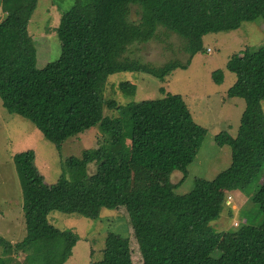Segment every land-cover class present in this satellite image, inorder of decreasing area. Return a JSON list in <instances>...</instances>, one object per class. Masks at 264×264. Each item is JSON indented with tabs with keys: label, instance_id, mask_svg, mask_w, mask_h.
I'll return each instance as SVG.
<instances>
[{
	"label": "trees",
	"instance_id": "16d2710c",
	"mask_svg": "<svg viewBox=\"0 0 264 264\" xmlns=\"http://www.w3.org/2000/svg\"><path fill=\"white\" fill-rule=\"evenodd\" d=\"M37 3L0 0L1 104L32 122L59 152L65 140L92 126L100 135L81 156L60 159L58 178L43 184L37 211L22 221L15 242L0 236V264H65L77 234L53 225L48 214L58 210L97 218L103 208L120 206L127 210L143 264H264V225L249 222L226 234L217 256L221 232L210 225L227 195L250 193L264 169V39L258 49L246 47L226 64L236 75L227 95L245 102L236 134L215 135L219 145L231 147L230 163L211 180L196 177L189 192L173 188L185 178L205 128L182 96L161 88V97L125 104L105 97L107 78L115 72L139 71L162 81L185 66L178 59L155 65L130 58L133 47L157 38V29L180 37L188 62L203 50L205 34L257 19L264 29V0H70L54 28L60 54L42 67L36 66L28 31ZM212 76L216 83L223 80L220 69ZM118 89L129 97L137 87L127 80ZM111 109L117 115H110ZM125 137L128 150L121 149ZM13 163L22 186L43 180L33 149L14 153ZM136 165L161 176L144 188H129ZM176 170L182 178L174 183ZM252 199L264 222V180ZM102 253L96 264H132L128 243L117 233L106 235Z\"/></svg>",
	"mask_w": 264,
	"mask_h": 264
},
{
	"label": "rangeland",
	"instance_id": "374dc122",
	"mask_svg": "<svg viewBox=\"0 0 264 264\" xmlns=\"http://www.w3.org/2000/svg\"><path fill=\"white\" fill-rule=\"evenodd\" d=\"M70 0H38L29 20L28 31L36 53V66L42 67L60 54V42L55 32L62 13L69 7ZM63 11V12H62ZM160 27V26H159ZM158 27V28H159ZM164 29H157V38L133 47L130 58H136L155 65L170 59L185 63L166 75L161 81L156 77L139 71H120L110 74L105 85V97L119 104L131 100L157 98L163 96L160 90L178 93L184 99L193 119L205 128V135L194 160L187 165V173L181 183L174 186V192L183 194L194 186L196 177L211 180L230 163L231 147L219 145L215 135L225 130L235 135L245 106L241 97H229L228 88L234 83L236 75L227 67L228 59L248 47L258 49L264 39L261 19L245 21L236 29H229L203 36V50L187 61L188 53L181 49V39L174 33L168 36ZM209 49V51L207 50ZM220 69L223 80L216 83L212 72ZM130 81L137 87L132 96H125L118 84ZM264 112V101L261 102ZM107 114V112L105 111ZM117 115V110H108ZM99 128L92 126L62 143L60 152L55 145L43 138L35 125L19 115L9 113L0 100V236L15 242L21 223L36 211L43 195V184L54 182L60 173V159L67 156H81L86 148L97 145ZM129 137L121 143V149L128 150ZM33 149L36 165L43 175L30 185L22 186L13 163V154ZM161 173L143 166H133L129 188H144L158 180ZM182 178L179 170L171 174L177 183ZM264 180V169L256 180L250 193L228 194L219 216L210 225L221 232V240L213 251L217 256L223 250L224 237L243 224L252 222L264 225L258 205L252 199L255 186ZM249 214V215H248ZM247 215L249 219H247ZM49 221L58 228L71 229L77 234V241L65 264H90L102 261L105 238L109 232L117 233L126 240L132 264H143L140 249L134 237L125 206L103 208L97 218H89L76 212L65 213L58 210L48 214ZM235 222L237 224H235Z\"/></svg>",
	"mask_w": 264,
	"mask_h": 264
},
{
	"label": "built area",
	"instance_id": "2783aa9c",
	"mask_svg": "<svg viewBox=\"0 0 264 264\" xmlns=\"http://www.w3.org/2000/svg\"><path fill=\"white\" fill-rule=\"evenodd\" d=\"M207 50L209 51V49L207 48ZM235 224H237L236 222H235Z\"/></svg>",
	"mask_w": 264,
	"mask_h": 264
}]
</instances>
